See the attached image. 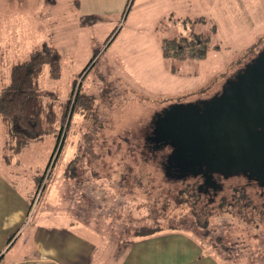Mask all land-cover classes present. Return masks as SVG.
Returning a JSON list of instances; mask_svg holds the SVG:
<instances>
[{
    "label": "rangeland",
    "instance_id": "374dc122",
    "mask_svg": "<svg viewBox=\"0 0 264 264\" xmlns=\"http://www.w3.org/2000/svg\"><path fill=\"white\" fill-rule=\"evenodd\" d=\"M192 32L209 38L205 59L163 57L164 38ZM45 42L59 50L62 71L53 79L45 68L44 102L58 111L75 81L96 101L89 117L67 120L59 145L50 134L14 156L32 206L93 227L116 247L145 230H177L217 264H264V194L256 184L230 178L216 201H196L195 181H168L166 151L148 149L154 115L213 97L264 50V0H0V91L12 65ZM152 251L159 264L162 250L154 243Z\"/></svg>",
    "mask_w": 264,
    "mask_h": 264
},
{
    "label": "water",
    "instance_id": "95a60500",
    "mask_svg": "<svg viewBox=\"0 0 264 264\" xmlns=\"http://www.w3.org/2000/svg\"><path fill=\"white\" fill-rule=\"evenodd\" d=\"M152 125L151 142L173 148L162 168L168 179L264 171V50L221 93L171 104Z\"/></svg>",
    "mask_w": 264,
    "mask_h": 264
},
{
    "label": "crops",
    "instance_id": "0c3cea01",
    "mask_svg": "<svg viewBox=\"0 0 264 264\" xmlns=\"http://www.w3.org/2000/svg\"><path fill=\"white\" fill-rule=\"evenodd\" d=\"M6 155L2 159L0 149V264H157L154 243L162 250L159 264H217L177 230L136 236L116 247L93 227L64 219L37 202L32 206V191L21 188L15 158L8 162Z\"/></svg>",
    "mask_w": 264,
    "mask_h": 264
},
{
    "label": "trees",
    "instance_id": "16d2710c",
    "mask_svg": "<svg viewBox=\"0 0 264 264\" xmlns=\"http://www.w3.org/2000/svg\"><path fill=\"white\" fill-rule=\"evenodd\" d=\"M161 49L166 59L187 57L205 59L210 49V42L203 34L192 32L188 36L164 38ZM46 67L51 78L57 79L61 76V54L56 47L45 42L33 49L25 60L12 65L10 82L0 91V121L8 133L7 143L11 151V155L6 159L8 162L32 142L42 141L47 135L56 134L59 145L65 125L71 122L74 115L89 117L88 115L94 111L96 98L82 91L81 82L78 84L77 81L72 84L68 99L60 103L58 111L53 103H45L39 89L40 78ZM171 69L176 71L174 65ZM167 180L175 183L185 182L168 178ZM40 187L41 183L38 189ZM190 194L196 201L204 195L197 191ZM219 198L222 199L220 205L226 204V198ZM34 200L35 196L32 198V204ZM158 230L160 229L145 230L138 235L147 236ZM12 239L13 237L9 242Z\"/></svg>",
    "mask_w": 264,
    "mask_h": 264
},
{
    "label": "flooded vegetation",
    "instance_id": "af4514ba",
    "mask_svg": "<svg viewBox=\"0 0 264 264\" xmlns=\"http://www.w3.org/2000/svg\"><path fill=\"white\" fill-rule=\"evenodd\" d=\"M221 92H222V89L221 91L217 92V94ZM152 126L153 125H151L150 127L151 129L153 128ZM151 138H149L150 141H151ZM148 149L153 153V155L156 152L166 151V154L164 155V160L161 162L163 168L164 166H166L169 155L173 152V148L171 146H167V147L159 146L158 144L154 142H152V145H150ZM209 175H210L209 172L205 171L203 175H199L197 177L189 176L187 178H184L183 180L184 181L194 180L195 188L197 192H199V194H204L209 199L210 202L216 201L219 194H221L225 189V186H224L225 182L229 180L230 178H234V177H242L246 179L249 184H256L262 190V193L264 194V171L260 170L256 172L255 174L251 172H247V173L241 172L234 176H229L228 178H225L223 175H220L217 173L211 176Z\"/></svg>",
    "mask_w": 264,
    "mask_h": 264
}]
</instances>
